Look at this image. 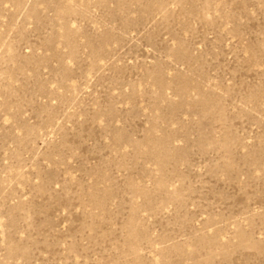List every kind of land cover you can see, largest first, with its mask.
Segmentation results:
<instances>
[{
    "label": "rangeland",
    "instance_id": "rangeland-1",
    "mask_svg": "<svg viewBox=\"0 0 264 264\" xmlns=\"http://www.w3.org/2000/svg\"><path fill=\"white\" fill-rule=\"evenodd\" d=\"M0 264H264V0H0Z\"/></svg>",
    "mask_w": 264,
    "mask_h": 264
}]
</instances>
